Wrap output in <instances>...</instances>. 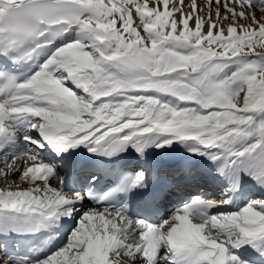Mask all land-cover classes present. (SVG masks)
Masks as SVG:
<instances>
[{
  "label": "snow or ice",
  "instance_id": "snow-or-ice-1",
  "mask_svg": "<svg viewBox=\"0 0 264 264\" xmlns=\"http://www.w3.org/2000/svg\"><path fill=\"white\" fill-rule=\"evenodd\" d=\"M0 264H264V0H0Z\"/></svg>",
  "mask_w": 264,
  "mask_h": 264
},
{
  "label": "bare ground",
  "instance_id": "bare-ground-1",
  "mask_svg": "<svg viewBox=\"0 0 264 264\" xmlns=\"http://www.w3.org/2000/svg\"><path fill=\"white\" fill-rule=\"evenodd\" d=\"M66 35H69V36H75V34H74V33H71V32L68 33V34H66ZM69 85H70L71 87H73V85L71 84L70 81H69ZM75 90H76V91H79V89H75ZM48 151L50 152V150H48ZM75 151L78 152V153H81V154H87V153H88L87 150H86L85 148H83V147L77 148ZM42 154H43V153H42ZM52 155L54 156V154H52ZM162 155H163L164 159H179V158H181L182 155H186V153H181V152L178 150V151H176V152L162 153ZM203 192H204L206 195H207V194H217V193H215V192L213 191L212 188H206V189L203 190ZM183 194H185V193L180 192V194H179L178 196H176V197L173 198L172 203H175L177 200H179V196H180V195H183ZM253 194H254V195H259V193H253ZM185 195H186V194H185ZM239 202H240L241 204L244 203L243 200H240ZM230 206H232V204L225 205L224 207H225V208H228L229 210H232V209L230 208Z\"/></svg>",
  "mask_w": 264,
  "mask_h": 264
},
{
  "label": "rangeland",
  "instance_id": "rangeland-1",
  "mask_svg": "<svg viewBox=\"0 0 264 264\" xmlns=\"http://www.w3.org/2000/svg\"><path fill=\"white\" fill-rule=\"evenodd\" d=\"M68 84H69V82H68ZM69 87H71V86L69 85Z\"/></svg>",
  "mask_w": 264,
  "mask_h": 264
}]
</instances>
